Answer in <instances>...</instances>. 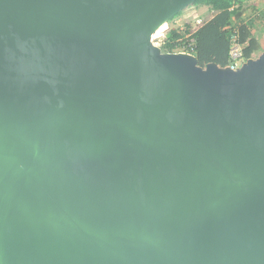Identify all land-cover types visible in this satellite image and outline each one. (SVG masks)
<instances>
[{"label":"water","instance_id":"water-1","mask_svg":"<svg viewBox=\"0 0 264 264\" xmlns=\"http://www.w3.org/2000/svg\"><path fill=\"white\" fill-rule=\"evenodd\" d=\"M195 0H0V264H264V51L164 52Z\"/></svg>","mask_w":264,"mask_h":264},{"label":"trees","instance_id":"trees-1","mask_svg":"<svg viewBox=\"0 0 264 264\" xmlns=\"http://www.w3.org/2000/svg\"><path fill=\"white\" fill-rule=\"evenodd\" d=\"M192 5L208 6L213 15L197 28L189 22L184 28L170 27L161 39L160 46L164 52L183 50L190 42L187 35H191L195 42L188 51L198 56L201 65L206 66L208 62L215 61L226 66L230 60L234 30L239 32V41L244 45L245 59L262 51L261 38L254 32L252 22L248 23L241 19L243 8L237 0H195ZM180 13L181 11L170 20Z\"/></svg>","mask_w":264,"mask_h":264},{"label":"rangeland","instance_id":"rangeland-1","mask_svg":"<svg viewBox=\"0 0 264 264\" xmlns=\"http://www.w3.org/2000/svg\"><path fill=\"white\" fill-rule=\"evenodd\" d=\"M213 15V11L208 8V6L196 7L195 5H190L177 16H175L172 20H169L165 25V28L162 27L157 31L154 35V41L158 45L161 44V39L166 34L167 30L172 26H177L180 28H184L186 23L189 22L192 24L194 28H197L204 21L209 19ZM258 22V21H257ZM264 21L258 22V31L260 37L264 40ZM262 28V29H261ZM260 29V30H259ZM157 39L155 40V38ZM261 51H259L255 56L259 55ZM243 63V62H242Z\"/></svg>","mask_w":264,"mask_h":264},{"label":"crops","instance_id":"crops-1","mask_svg":"<svg viewBox=\"0 0 264 264\" xmlns=\"http://www.w3.org/2000/svg\"><path fill=\"white\" fill-rule=\"evenodd\" d=\"M237 1L242 5L243 8L241 19L248 23L252 22L254 32L260 37L257 26H258V22L264 21V0H237ZM261 46H262L261 50L264 51V40L262 38H261Z\"/></svg>","mask_w":264,"mask_h":264},{"label":"built area","instance_id":"built-area-1","mask_svg":"<svg viewBox=\"0 0 264 264\" xmlns=\"http://www.w3.org/2000/svg\"><path fill=\"white\" fill-rule=\"evenodd\" d=\"M187 37L190 38L188 46H185L183 50L181 51H188L189 48H192L194 45L195 39L191 37V35H187ZM232 41L233 45L231 46L230 49V60L228 65L231 66L232 68H238L242 65V62H244L246 59L244 58V45L239 41V32L237 30H234L232 34ZM185 49V50H184ZM190 52V51H188Z\"/></svg>","mask_w":264,"mask_h":264},{"label":"bare ground","instance_id":"bare-ground-1","mask_svg":"<svg viewBox=\"0 0 264 264\" xmlns=\"http://www.w3.org/2000/svg\"><path fill=\"white\" fill-rule=\"evenodd\" d=\"M165 28V26H162V29H164Z\"/></svg>","mask_w":264,"mask_h":264}]
</instances>
